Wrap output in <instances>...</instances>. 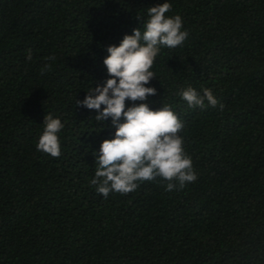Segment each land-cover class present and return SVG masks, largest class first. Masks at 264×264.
I'll return each instance as SVG.
<instances>
[{
    "label": "trees",
    "instance_id": "1",
    "mask_svg": "<svg viewBox=\"0 0 264 264\" xmlns=\"http://www.w3.org/2000/svg\"><path fill=\"white\" fill-rule=\"evenodd\" d=\"M165 2L188 36L161 48L146 103L182 121L197 179L105 198L93 152L115 129L76 100ZM188 86L219 104L190 108ZM46 114L64 124L59 157L36 147ZM0 264H264V0H0Z\"/></svg>",
    "mask_w": 264,
    "mask_h": 264
},
{
    "label": "clouds",
    "instance_id": "2",
    "mask_svg": "<svg viewBox=\"0 0 264 264\" xmlns=\"http://www.w3.org/2000/svg\"><path fill=\"white\" fill-rule=\"evenodd\" d=\"M170 9L167 2L148 8L143 30L137 27L133 34L124 35L118 46H108L103 63L109 78L103 85L90 88L83 101L76 100L77 106L97 110V121L111 118L115 129L114 138L104 140L99 152H93L97 167L90 183L105 198L113 191L123 194L134 191L139 186L137 182L160 178L167 181L165 190L172 191L197 179L191 158L184 151L183 137L178 135L182 121L171 106L165 104L153 110L146 103L149 96L157 94L154 87L146 85L155 78L150 69L161 48H175L188 36L187 31H181L183 21L179 15L166 17ZM27 58L31 59V49ZM49 68L45 64L41 73ZM178 95L190 108H203L205 101L212 107L219 104L210 89H204L201 95L188 86ZM126 100L132 101V106L126 108ZM219 106L223 109V104ZM43 125L37 150L59 157L58 133L64 124L46 114Z\"/></svg>",
    "mask_w": 264,
    "mask_h": 264
}]
</instances>
